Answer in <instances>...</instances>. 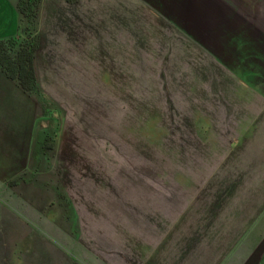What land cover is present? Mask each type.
Listing matches in <instances>:
<instances>
[{
	"label": "rangeland",
	"instance_id": "374dc122",
	"mask_svg": "<svg viewBox=\"0 0 264 264\" xmlns=\"http://www.w3.org/2000/svg\"><path fill=\"white\" fill-rule=\"evenodd\" d=\"M0 56V264H200L245 213L264 0H0Z\"/></svg>",
	"mask_w": 264,
	"mask_h": 264
},
{
	"label": "crops",
	"instance_id": "0c3cea01",
	"mask_svg": "<svg viewBox=\"0 0 264 264\" xmlns=\"http://www.w3.org/2000/svg\"><path fill=\"white\" fill-rule=\"evenodd\" d=\"M257 171L256 190L246 211L224 219L199 253L200 264H264V167ZM254 193V194H253Z\"/></svg>",
	"mask_w": 264,
	"mask_h": 264
},
{
	"label": "trees",
	"instance_id": "16d2710c",
	"mask_svg": "<svg viewBox=\"0 0 264 264\" xmlns=\"http://www.w3.org/2000/svg\"><path fill=\"white\" fill-rule=\"evenodd\" d=\"M0 64L3 65V67H5L7 69V61L6 58H3L2 56H0ZM18 64V65H17ZM15 66V71L14 73H11L10 75L14 76V75H19L22 76L24 72L25 67L22 64L17 63ZM14 70V69H13ZM25 73V72H24ZM23 81V80H22ZM24 83V82H23Z\"/></svg>",
	"mask_w": 264,
	"mask_h": 264
}]
</instances>
